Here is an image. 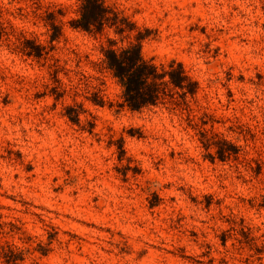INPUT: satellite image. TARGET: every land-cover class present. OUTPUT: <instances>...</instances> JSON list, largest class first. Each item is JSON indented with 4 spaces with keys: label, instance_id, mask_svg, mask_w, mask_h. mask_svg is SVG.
Wrapping results in <instances>:
<instances>
[{
    "label": "rangeland",
    "instance_id": "rangeland-1",
    "mask_svg": "<svg viewBox=\"0 0 264 264\" xmlns=\"http://www.w3.org/2000/svg\"><path fill=\"white\" fill-rule=\"evenodd\" d=\"M105 1L134 29H73L78 0H0V243L19 264H264V0ZM138 32L197 81L188 106L121 105L101 49Z\"/></svg>",
    "mask_w": 264,
    "mask_h": 264
},
{
    "label": "trees",
    "instance_id": "trees-1",
    "mask_svg": "<svg viewBox=\"0 0 264 264\" xmlns=\"http://www.w3.org/2000/svg\"><path fill=\"white\" fill-rule=\"evenodd\" d=\"M78 2V16L69 21L73 29L86 33H99L109 27L118 35L134 29V25L126 18L120 17L105 0H78ZM50 27L52 29L50 41H53L59 35V27L53 22H50ZM262 27L264 31V23ZM3 31V27L0 26V37ZM144 37L138 32L135 42L121 48H114L113 40H109L108 45L101 49L105 69L121 87V105L130 111H139L165 100L188 106L187 98L194 97L198 88L197 81L187 74L180 62L172 60L165 66H157L151 60L145 59L140 44V40ZM21 44L27 55H40V48L30 40H23ZM94 103L101 102L94 101ZM70 109H66L68 117ZM72 121L77 122L76 119ZM201 134L204 148L208 149L213 145L215 157L219 160L224 161L238 153V147L220 135L208 136L205 131ZM118 148L121 149L120 143ZM7 233L9 232L4 231L0 224V235ZM34 249L36 250V247ZM0 259L4 264H19L23 260V250L4 241L0 243Z\"/></svg>",
    "mask_w": 264,
    "mask_h": 264
}]
</instances>
